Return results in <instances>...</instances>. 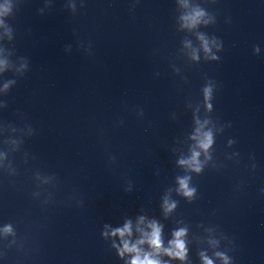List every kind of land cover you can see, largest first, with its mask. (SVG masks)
Instances as JSON below:
<instances>
[{"label":"clouds","instance_id":"obj_1","mask_svg":"<svg viewBox=\"0 0 264 264\" xmlns=\"http://www.w3.org/2000/svg\"><path fill=\"white\" fill-rule=\"evenodd\" d=\"M205 50L206 51L208 50L207 49V43L206 42H205ZM208 142L210 143V138H209V141ZM204 146L207 147V144H205ZM180 183H181L182 189H185L186 190L185 191V194L186 195H191V191L190 190H187V183H186V181H183L182 180ZM127 230L128 229H127V226H126V228L124 229V231H127ZM123 234H124L123 231H121L120 232V235H123ZM182 235H183V230H181L180 232H177L176 233L177 240L174 242L175 243V246L177 248L181 249V250H183V248H184L183 242L179 239V237L182 236ZM150 243L154 247H156L157 249L160 247V230L156 226H153L152 238L150 240ZM125 250H127V251H136L135 247L129 249L127 244H125ZM177 255H180L181 258H182V252L177 253ZM131 264H159V261L151 260V259H148L147 257H145L144 260H141L139 258V256H137V257H135L133 259V261L131 262ZM206 264H211V261H207Z\"/></svg>","mask_w":264,"mask_h":264}]
</instances>
